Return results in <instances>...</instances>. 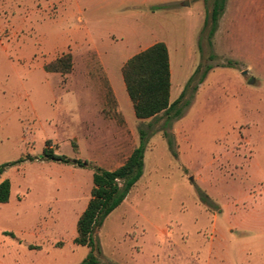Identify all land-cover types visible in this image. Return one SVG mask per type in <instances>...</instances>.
<instances>
[{
	"label": "rangeland",
	"instance_id": "rangeland-1",
	"mask_svg": "<svg viewBox=\"0 0 264 264\" xmlns=\"http://www.w3.org/2000/svg\"><path fill=\"white\" fill-rule=\"evenodd\" d=\"M213 2L0 0V164L51 140L115 170L144 135L143 177L95 232L100 264H264V0H227L211 37ZM158 42L182 112L139 120L122 69ZM67 53L70 74L45 71ZM6 171L0 264H81L93 169Z\"/></svg>",
	"mask_w": 264,
	"mask_h": 264
},
{
	"label": "trees",
	"instance_id": "trees-1",
	"mask_svg": "<svg viewBox=\"0 0 264 264\" xmlns=\"http://www.w3.org/2000/svg\"><path fill=\"white\" fill-rule=\"evenodd\" d=\"M226 5L227 0H214L213 2L210 15L212 23L211 37L214 36L218 28L219 21L226 10ZM73 67V56L71 53H67L45 65L44 69L48 73L68 75L73 71ZM122 75L137 119H153L160 114L170 115L173 111H175V116L181 115V109L177 110L176 108L183 95L177 101H171L170 53L164 42H158L130 58L122 69ZM51 143V140L46 141L40 159L28 154L17 161L2 164L0 175L11 167L37 160L93 169L91 198L77 222V236L74 239V244L87 247L91 251L81 264H100L97 255L99 247L95 232L125 202L130 192L143 177L146 150L144 135L142 134L140 145L115 170H107L97 167L87 160L83 161L58 154L52 150ZM11 193L12 183L10 179H5L0 183V205L9 203ZM202 201L207 202L205 198ZM4 234L14 237L11 232H5Z\"/></svg>",
	"mask_w": 264,
	"mask_h": 264
},
{
	"label": "crops",
	"instance_id": "crops-1",
	"mask_svg": "<svg viewBox=\"0 0 264 264\" xmlns=\"http://www.w3.org/2000/svg\"><path fill=\"white\" fill-rule=\"evenodd\" d=\"M55 74H57V73H55ZM107 78H108V80H109V84H110L111 88H112L113 91H114V87H113L112 81L110 80V77H109L108 74H107ZM114 93H115V91H114ZM115 94H116V93H115ZM1 165H2V164H0V166H1ZM5 173H7V171H6ZM5 179H8V178H5V176L0 175V183L3 182Z\"/></svg>",
	"mask_w": 264,
	"mask_h": 264
},
{
	"label": "water",
	"instance_id": "water-1",
	"mask_svg": "<svg viewBox=\"0 0 264 264\" xmlns=\"http://www.w3.org/2000/svg\"><path fill=\"white\" fill-rule=\"evenodd\" d=\"M244 75H247V73H244Z\"/></svg>",
	"mask_w": 264,
	"mask_h": 264
}]
</instances>
